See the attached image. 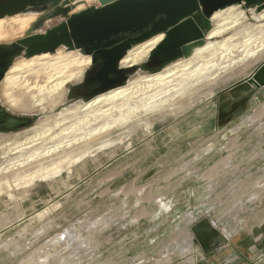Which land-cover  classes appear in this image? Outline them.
<instances>
[{"label": "rangeland", "instance_id": "obj_1", "mask_svg": "<svg viewBox=\"0 0 264 264\" xmlns=\"http://www.w3.org/2000/svg\"><path fill=\"white\" fill-rule=\"evenodd\" d=\"M67 3L58 0L50 9ZM95 5L98 0H76L73 12ZM242 10L249 23H256L252 9ZM26 14L39 16L28 7L19 15ZM60 22L56 18L43 30ZM61 48L90 56L84 49L63 46L49 54ZM152 54L141 67L119 74L124 86L138 71L155 75L186 60L178 56L154 64ZM263 58L201 91L185 111L155 118L150 131L144 126L119 131L55 178L0 189V264H197L196 256L204 252L191 228L195 219L205 217L233 240L247 239L255 227L253 234H258L264 223V197L252 198L264 188V102L241 108L254 111L257 124L237 121L221 136L212 129L220 96L236 88ZM99 70L93 63L88 66L83 81L70 85L63 107L94 99L87 81ZM227 97L229 104L238 100ZM3 103L0 95V135L25 134L37 127L41 115L16 116L4 111ZM10 118L26 124L8 128ZM206 118L209 125L199 129ZM189 235L193 242L183 250Z\"/></svg>", "mask_w": 264, "mask_h": 264}, {"label": "bare ground", "instance_id": "obj_2", "mask_svg": "<svg viewBox=\"0 0 264 264\" xmlns=\"http://www.w3.org/2000/svg\"><path fill=\"white\" fill-rule=\"evenodd\" d=\"M246 12L241 5L218 11L207 43L190 58L155 75L138 71L127 85L87 103L63 107L70 85L83 81L92 63L89 56L61 48L55 55L18 59L4 78L1 98L13 112L41 118L25 134L0 135V189L55 178L91 155L96 145L108 143L105 139L113 134L141 126L150 131L155 118L185 111L207 87L253 66L264 56V12L253 10L256 23L248 22ZM36 19L37 14L0 18V43L19 40ZM153 39L131 50L121 68L146 63L160 42ZM263 197L264 188L252 201ZM199 233L208 245L207 232L202 228ZM191 242L189 235L183 250L190 249Z\"/></svg>", "mask_w": 264, "mask_h": 264}, {"label": "water", "instance_id": "obj_3", "mask_svg": "<svg viewBox=\"0 0 264 264\" xmlns=\"http://www.w3.org/2000/svg\"><path fill=\"white\" fill-rule=\"evenodd\" d=\"M67 1V7L37 16L19 40L0 44L3 47L0 55L20 47L29 59L53 52L62 46L70 50L84 49L90 56L95 53L102 60V67L93 79L101 84L94 91V98L124 86L122 81H113L112 77L134 70L122 69L120 66L121 61L134 47L163 36L152 53L169 56L173 52H179L182 59H188L195 49L207 43V35L214 28L212 18L218 11L241 5L252 9V13L253 10L256 14L264 12V0H98V5L72 14L76 0ZM29 4V0H8L5 4L0 3V18L19 15ZM55 17L64 22L48 31L43 30L46 23L53 21ZM126 34L139 35L106 45L113 38ZM89 47L93 49V53L88 52ZM251 86L264 87V63L251 77L220 96L219 126L229 122L234 114L247 105L249 97H244V92ZM227 96L237 97L238 100L234 101L237 99L235 98L232 100L234 103L229 104L226 101ZM227 104L229 108L225 109ZM16 121L17 125L12 127L7 124V127L15 128L26 124L25 121ZM158 202L165 211H169L170 207L165 205L163 199L160 198ZM202 228L207 232L205 237L208 245L205 244L202 233H199ZM191 231L204 254L215 250L218 242L224 238L208 217L195 219Z\"/></svg>", "mask_w": 264, "mask_h": 264}, {"label": "crops", "instance_id": "obj_4", "mask_svg": "<svg viewBox=\"0 0 264 264\" xmlns=\"http://www.w3.org/2000/svg\"><path fill=\"white\" fill-rule=\"evenodd\" d=\"M264 63V58L258 67H255L252 72L241 78L239 83L243 82L247 78L257 71V69ZM242 80V81H241ZM245 93H247L245 95ZM249 97L248 104H261L264 102V87L256 88L251 86L250 89L244 92V97ZM254 111H239L234 114L232 119L226 124L219 126V110L215 116V127L212 129L213 134L223 135L228 128L237 124V121L246 120L248 125L257 124L258 119L253 118ZM198 128H203L209 125V118L203 122ZM241 127V125H240ZM239 127V129H240ZM251 129V128H250ZM261 229L258 234L254 236V232L257 231L256 227L248 233L247 239L233 240V237L224 234V238L220 240L215 248L209 254L197 255V264H264V223L259 225ZM251 235V236H250ZM259 254H257V248H260ZM263 248V249H262ZM263 250V251H262Z\"/></svg>", "mask_w": 264, "mask_h": 264}, {"label": "flooded vegetation", "instance_id": "obj_5", "mask_svg": "<svg viewBox=\"0 0 264 264\" xmlns=\"http://www.w3.org/2000/svg\"><path fill=\"white\" fill-rule=\"evenodd\" d=\"M7 1L8 0H1L0 3L4 4ZM29 1H30V4L28 6L29 10L38 12L39 15H47L48 13H50L52 11H55L56 9H62V8L67 7V5H68V3L65 4V5H60V6L56 5L54 8L50 9V6L52 4H54V3H56L58 0H29ZM96 1L97 0H92V1L87 0L88 3H92V2L95 3ZM98 4H99V2H98ZM92 7H94V6H92ZM92 7H90V8H92ZM73 11H74V8L72 7V14H74ZM56 18L57 17L53 18V20L56 19ZM62 22H64V21H61L60 23H58L55 26L49 27L46 31L58 26L59 24H62ZM138 35L139 34H137V35H131V34L120 35V36H118L116 38H113L106 45L108 46L110 44H115V43H118V42H120V41H122L124 39H128V38H135ZM154 39H160V42H161L162 37H156ZM103 48H106V47H103ZM2 49H3V47L0 46V51ZM88 52L89 53H93V49L91 47H89L88 48ZM24 54H25V51L23 49H21L20 47H16L11 52H6V53H3V54L0 55V85H1L4 77L8 73V70H10V67L14 65L13 63H15L19 58L23 57ZM92 55L89 56V57L92 59L93 69L97 71L99 68L102 67V60L95 53H93ZM152 56H153L152 60H153L154 64H160V63H163V62H170V61L174 60L175 57L180 56V53L179 52H173L169 56H163V55H160L158 53H153ZM96 71H94L93 73L90 74V76L88 78V81H87V87H88V89L91 90L92 93L94 91L98 90L101 87L100 83H98L97 81L93 80L95 75H96V73H97ZM112 80L113 81H117V80L121 81L122 80V76L121 75L113 76ZM4 105H3L4 111H8L11 114L16 115V116L18 114H20V113H15V112L13 113L12 110H11L12 111L11 112L10 109L6 105H5L6 107ZM2 112H3V110L0 109V116H1ZM24 116L27 117V116H35V115H27V114H25ZM9 120H10V123H8V126L14 127V125L18 124V122L14 118H10Z\"/></svg>", "mask_w": 264, "mask_h": 264}, {"label": "trees", "instance_id": "obj_6", "mask_svg": "<svg viewBox=\"0 0 264 264\" xmlns=\"http://www.w3.org/2000/svg\"><path fill=\"white\" fill-rule=\"evenodd\" d=\"M161 66V65H160Z\"/></svg>", "mask_w": 264, "mask_h": 264}]
</instances>
